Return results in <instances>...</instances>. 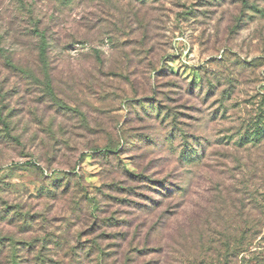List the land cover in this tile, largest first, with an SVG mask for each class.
<instances>
[{
	"label": "rangeland",
	"instance_id": "obj_1",
	"mask_svg": "<svg viewBox=\"0 0 264 264\" xmlns=\"http://www.w3.org/2000/svg\"><path fill=\"white\" fill-rule=\"evenodd\" d=\"M0 264H264V0H0Z\"/></svg>",
	"mask_w": 264,
	"mask_h": 264
},
{
	"label": "trees",
	"instance_id": "obj_2",
	"mask_svg": "<svg viewBox=\"0 0 264 264\" xmlns=\"http://www.w3.org/2000/svg\"><path fill=\"white\" fill-rule=\"evenodd\" d=\"M48 48V41H47V38L45 35H42L41 37V44H40V55L42 56H46L45 54L47 53V49ZM194 150V153H195V149ZM104 151H108L109 153H112L114 152L113 149L111 147L109 148H105ZM107 154V152H105ZM200 155L197 153L196 155V158H198ZM195 158V159H196ZM195 159H190V160H195ZM165 186V185H164ZM169 188V187H168ZM238 249V246L234 248V250L236 251ZM233 251V249H232ZM241 251H244V249H241ZM257 261H259V258L256 259Z\"/></svg>",
	"mask_w": 264,
	"mask_h": 264
}]
</instances>
